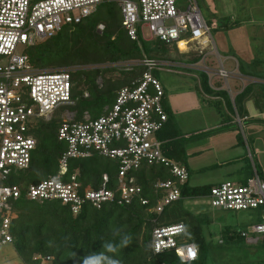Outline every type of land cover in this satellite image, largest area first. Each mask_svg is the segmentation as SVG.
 I'll list each match as a JSON object with an SVG mask.
<instances>
[{
	"label": "built area",
	"instance_id": "obj_1",
	"mask_svg": "<svg viewBox=\"0 0 264 264\" xmlns=\"http://www.w3.org/2000/svg\"><path fill=\"white\" fill-rule=\"evenodd\" d=\"M101 2L0 0V246L13 242L10 202L22 195L19 186L4 182L12 173L29 168L37 146L31 130L37 120H45L61 108L75 105L72 75L76 68L35 69L27 54L18 55L16 49L18 45L32 46L40 39L53 38L66 25L81 23ZM179 2H185V7H179ZM118 6L131 40L156 39L175 45L180 53H190L196 46L202 57L205 56V50L200 47L210 44L209 27L198 0H119ZM103 29L104 26H99V32ZM182 44L184 49H181ZM127 63L130 68L138 65L145 68L138 84L122 88L115 104L96 119L87 115L80 122H73V117L68 116L61 120L58 137L66 143L67 151L59 160V172L29 186L25 191L27 199L38 203L58 201L69 205L74 214L86 204L100 209L104 203L130 205L139 200L148 205L149 200L142 198L143 188L130 174L143 165H163L175 178L154 183L155 192L161 193L155 208L157 213L183 198L189 172L185 166L165 156L163 142L157 137L168 121V115L164 107L165 90L153 73L169 63L146 55L140 61ZM174 64L186 69L197 65ZM211 71L206 68L208 75ZM216 75L226 82L231 76L223 68ZM92 152L119 162L113 187H110L107 174L103 176L99 189L84 191L76 175L66 176L71 160L90 157ZM253 167L254 176L246 184L223 182L214 186L207 196L214 208L260 212L261 221L252 225L249 231L242 232V237L251 244L264 237V181L254 164ZM185 231L183 224L155 228L151 243L154 254L174 251L184 263L196 261L197 246L180 239Z\"/></svg>",
	"mask_w": 264,
	"mask_h": 264
},
{
	"label": "trees",
	"instance_id": "obj_2",
	"mask_svg": "<svg viewBox=\"0 0 264 264\" xmlns=\"http://www.w3.org/2000/svg\"><path fill=\"white\" fill-rule=\"evenodd\" d=\"M99 6L81 23L66 25L53 38L40 39L34 45L27 46L29 63L35 69L76 68L72 75L75 82V105L68 107L74 113L73 122L83 121L87 115L96 119L105 114L106 108L115 104L118 92L124 87L137 85L145 72V68L140 65L122 71L114 67L124 62L140 61L144 55L139 47L140 41H133L128 36L119 6L105 3ZM101 25L104 29L99 32ZM182 46L184 47L183 44ZM168 47L158 41L155 49H149L147 57L168 61L172 59ZM176 51L181 58L189 54L180 53L177 49ZM201 59L202 56L195 57L188 65L197 64ZM239 71L245 76L251 75L242 65H239ZM198 75L200 91L206 96L217 98L205 99V102L215 106L220 112L228 108L233 116L236 114L240 119H248L245 104L254 94L256 84L247 85L232 99L224 90L217 91L211 87L207 73L200 71ZM99 79L102 80L101 84ZM165 98L166 96V105ZM165 110L168 121L157 135L163 142V153L190 172L186 164L183 133L167 105ZM61 124L62 121L56 120L55 115L50 121H36L31 130L37 141L31 164L24 171L12 173L6 183L19 186L22 191L19 199L10 202V232L13 237L11 244L23 264H46L48 258V264H82L85 256L101 252L104 243L119 245L125 235L131 237V242L126 247H120L116 253H106L119 260L120 264H209L210 245L204 234V227L213 221L202 212L195 213L186 209L183 201L207 197L216 185L191 186L188 181L183 187V198L157 213L155 208L161 193L155 192L154 183L157 180L175 179L163 165H143L139 170L130 173L143 188L142 198L149 200L148 205H143L139 200L130 205L104 203L100 209L86 204L74 214L69 205H62L58 201L38 203L27 199L25 191L29 186L47 180L59 172V160L67 151L66 143L58 137ZM248 167L249 172L244 179L247 181L253 175L250 163ZM255 168L261 174L256 165ZM67 172V177L76 175L82 191L99 189L105 174L110 178V187H113L117 181L119 162L92 152L90 157L71 160ZM151 209L154 210L150 211ZM243 212L257 214L258 222L261 221L259 211ZM177 224H183L186 228L180 239L194 243L198 248V259L194 262H182L174 251L156 255L152 250L154 229ZM116 230H120V235L113 234ZM243 231L245 230L236 233L226 228L224 232L230 239L244 240ZM247 264H264V261Z\"/></svg>",
	"mask_w": 264,
	"mask_h": 264
},
{
	"label": "rangeland",
	"instance_id": "obj_3",
	"mask_svg": "<svg viewBox=\"0 0 264 264\" xmlns=\"http://www.w3.org/2000/svg\"><path fill=\"white\" fill-rule=\"evenodd\" d=\"M118 1L102 0L100 5L105 3L115 6ZM198 3L209 27L210 44L204 48L200 47L205 50V56L202 57L205 60L201 59L192 69L175 65L178 61L187 65L191 59L202 55L195 46L191 54L181 58L176 46L168 45L167 50L172 59L166 61L169 63L167 66L155 70L153 74L163 88L165 87L170 98L172 97L175 113L173 117L184 132L182 139L186 164L191 172V184H220L227 181L246 184L247 180H240V176L243 177L247 172V161L244 160L247 158L246 154L253 168L252 177L253 164L259 170L260 167L264 168V122L255 120L254 115L249 119H240L236 114L230 117L227 111L220 112L215 106L209 105L202 97L205 95L201 94L198 88V74L200 71L206 73V68L212 69L208 75L211 87L217 91L224 90L228 97L235 96L240 86L248 84L234 76L239 71V65L247 72L264 78V0H198ZM178 6L184 8L185 2H179ZM147 36L149 37L148 32ZM157 45L156 39L141 38L139 47L142 54L148 56L149 49H155ZM181 49H184L182 45ZM26 53L27 46L18 45L16 54ZM114 67L119 71L131 69L127 62L116 64ZM221 68L233 73L227 82L216 75ZM98 81L102 83L101 79ZM260 89L258 87V90ZM260 94L258 103L263 107L264 89ZM54 115L56 120L67 116L74 117L70 108L63 107L56 114L47 116L45 121H50ZM256 146L261 152L254 153L252 161L249 152H253ZM229 159H234V163L223 166L222 162ZM241 168L242 173L239 172ZM230 171L236 173L226 176ZM8 179L4 184L8 183ZM183 204L186 209L195 213L202 212L213 221L204 227V234L210 245L209 264H247L252 261H264V248L260 245H247L239 238L230 239L224 232L226 228L236 233L243 229L249 231V225L258 222L253 213L214 208L208 197L188 199L183 201ZM49 262L50 260L46 264ZM0 264H23L12 244L0 246Z\"/></svg>",
	"mask_w": 264,
	"mask_h": 264
},
{
	"label": "crops",
	"instance_id": "obj_4",
	"mask_svg": "<svg viewBox=\"0 0 264 264\" xmlns=\"http://www.w3.org/2000/svg\"><path fill=\"white\" fill-rule=\"evenodd\" d=\"M189 54H191V53H189ZM178 64H181V65H186V64H182L181 62H178ZM188 65V64H187ZM186 69V68H185ZM239 70V69H238ZM231 75H233V73H230ZM249 76H245V75H243L240 71H238V73L237 74H234V76L236 77V78H238L240 81H245V83H247L248 82V84H246L245 86H240V90H238L237 91V93L236 94H238V93H240V92H242V90L247 86V85H249V84H256V85H259V86H256L255 87V92H254V94L251 96V98L246 102V104H245V110H246V112L248 113V119H249V117H251L252 115H254V119L255 120H258V121H261V120H263L262 122H264V106L263 107H261V106H259V103L258 102H260V91L261 90H263L264 89V87H263V85L262 84H264V83H259V82H264V78L262 77V76H257V75H250V74H248ZM258 87L259 88H261L260 90H258ZM198 88H199V90H200V87L198 86ZM164 90H165V96H166V105L171 109V111L173 112V116H174V110H173V108H172V103H173V101H172V97L170 98V95H168V93H167V90L165 89V87H164ZM200 93L201 94H203V92H201L200 91ZM235 94V95H236ZM202 97H203V99L205 100V99H212V100H215V99H217V98H213V97H209V96H203L202 95ZM231 98L232 99H234V95L233 96H231ZM233 101V100H232ZM165 104H164V107L166 106ZM224 111L226 112V113H228V114H230V117H231V111L230 110H228V108H225L224 109ZM233 116V115H232ZM175 119V118H174ZM176 120V119H175ZM176 123H177V126L179 127V125H178V122H177V120H176ZM179 129L181 130V128L179 127ZM181 132H182V130H181ZM182 133H184V132H182ZM251 152L252 151H250L249 153H250V157H251V159H252V161H254V153L255 154H257V153H259V152H261L260 151V148L258 147V146H256L255 147V150H253V152H252V154H251ZM247 157V158H246ZM245 158L246 159H244L245 161H247V166H246V168H247V172L245 173V175L242 177V176H240V180H242V179H245L246 177H247V175H248V172H249V167H248V163H250V165H251V162H250V160H249V157H248V155L246 154V156H245ZM234 160V159H233ZM233 160H228V161H223L222 163V165L223 166H225V165H227V166H229L230 164H232V163H234V162H232ZM254 163V162H253ZM252 166V165H251ZM251 168V167H250ZM258 168V167H257ZM261 169V174H259V176H260V178L264 181V168L263 167H260ZM241 170H242V168L241 169H239V172L240 173H242L241 172ZM190 171V170H189ZM190 173V179H189V184L191 185V186H206V185H217V184H219V182H215V183H205V184H202V185H193V184H191V172H189ZM233 173H236V172H233V171H230V172H227L226 173V176H230V175H232ZM255 216L254 217H256V220L258 221L259 220V218H258V216H257V214H254ZM255 224V223H254ZM254 224H251V225H249V228H251V226L252 225H254ZM248 228V227H247ZM246 228V229H247ZM244 230V229H243ZM246 231V230H245ZM247 245H260L262 248H264V237H261V239L257 242V243H254V244H251V243H248L247 242V239H244L243 240Z\"/></svg>",
	"mask_w": 264,
	"mask_h": 264
},
{
	"label": "clouds",
	"instance_id": "obj_5",
	"mask_svg": "<svg viewBox=\"0 0 264 264\" xmlns=\"http://www.w3.org/2000/svg\"><path fill=\"white\" fill-rule=\"evenodd\" d=\"M114 235H120V230H116ZM131 242V237L128 235L123 236L119 245L106 242L102 245V251L99 253H91L85 256L82 260V264H120V261L113 258V256L106 253H116L120 247H126Z\"/></svg>",
	"mask_w": 264,
	"mask_h": 264
},
{
	"label": "bare ground",
	"instance_id": "obj_6",
	"mask_svg": "<svg viewBox=\"0 0 264 264\" xmlns=\"http://www.w3.org/2000/svg\"><path fill=\"white\" fill-rule=\"evenodd\" d=\"M185 47V46H184Z\"/></svg>",
	"mask_w": 264,
	"mask_h": 264
}]
</instances>
